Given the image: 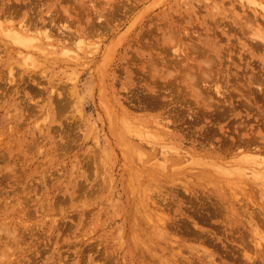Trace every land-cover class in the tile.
<instances>
[{
	"label": "rangeland",
	"instance_id": "obj_1",
	"mask_svg": "<svg viewBox=\"0 0 264 264\" xmlns=\"http://www.w3.org/2000/svg\"><path fill=\"white\" fill-rule=\"evenodd\" d=\"M260 29L249 0H0V264H264Z\"/></svg>",
	"mask_w": 264,
	"mask_h": 264
},
{
	"label": "bare ground",
	"instance_id": "obj_2",
	"mask_svg": "<svg viewBox=\"0 0 264 264\" xmlns=\"http://www.w3.org/2000/svg\"><path fill=\"white\" fill-rule=\"evenodd\" d=\"M64 1H65V0H64ZM249 1H250V3H252V4H255V8H258V9L264 10V1H262V0H249ZM72 2H73V1H72ZM17 3H18V2H17ZM7 6H8V5H6V7H7ZM11 6L14 7L15 5H12V4L10 5V4H9L8 7H11ZM16 6H17V5H16ZM6 7H5L4 10H6ZM8 7H7V8H8ZM68 8H69V7H68ZM68 8H65V9L68 11ZM75 8H76V7H75ZM10 9H11V8H10ZM17 9L19 10V7H18ZM57 9H59V8H57ZM8 10H9V9H8ZM18 10H16V11H18ZM20 10H21V9H20ZM69 10H70V9H69ZM13 11H15V10L13 9ZM52 21H53V18H52ZM33 28H34V33H29L28 31H29V30H32ZM33 28L31 27V28H27V29H26V28L22 25V26L20 27V30H17L18 33H16V36H18L19 38H23V39H25V40H31L32 38H29V37H30V36H32V37H36V36L39 34V31H40V29L36 26V24H33ZM46 31H47V30H46ZM258 33H259L258 36H259L260 38H262V40H263V42H264V31L260 29ZM46 34H47V36H49V35H50V32H46ZM63 35H64V34H63ZM63 35H62V36H63ZM28 38H29V39H28ZM64 38H65V37H62V39H64ZM160 39H161V38H160ZM64 40L66 41L67 39L65 38ZM64 40H63V41H64ZM154 42H155V41H154ZM155 43H156V42H155ZM176 44H177V43H176ZM151 45H152V44H151ZM157 45H158V44H156V46H157ZM152 46H153V45H152ZM175 46H176V47H180L181 45H180V46H179V45H178V46L175 45ZM175 46H174V47L170 46V49H171V47H172V48H175ZM196 46H197V45H196ZM157 47H158V46H157ZM192 47H193V45H192ZM197 47H198V46H197ZM153 48H154V47H153ZM158 48H159V47H158ZM158 48H157V49H158ZM164 48H165V47H164ZM181 48H182V47H181ZM170 49H168V50H170ZM191 49H192V48H191ZM196 49H197V48H196ZM187 50H188V49H187ZM193 50H194V49H193ZM200 50H201V49H199V51H200ZM204 50L206 51L207 49H204ZM204 50H203V51H204ZM171 51H172V50H171ZM175 51H176V50H174V52H175ZM194 51H195V50H194ZM194 51H193V52H194ZM152 53H153V52H152ZM171 53H172V52H171ZM180 53H181V52H180ZM182 53H183V50H182ZM154 54H155V53H154ZM165 54H166V53H165ZM168 54H169V52H168ZM174 54H177V53H174ZM194 54H195V52L192 53L190 56L193 57ZM199 54H200V53H199ZM160 55H161V54H160ZM160 55H159V56H160ZM177 55H178V54H177ZM180 55H181V54H180ZM188 55H189V53H188ZM202 55H203V53H202ZM204 55H205V53H204ZM154 56H155V55H154ZM167 56H169V55H167ZM183 56H184V55H183ZM186 56H187V55H186ZM196 56H197V55H196ZM198 56H199V55H198ZM200 56H201V55H200ZM151 57H152V56H151ZM160 57H161V56H160ZM188 57H189V56H188ZM188 57H187V58H188ZM210 57H211V56H210ZM210 57H209V58H210ZM213 57H215V56H213ZM157 58H158V57H157ZM163 58H164V57H163ZM173 58H174V57H173ZM211 58H212V57H211ZM158 59H160V58H158ZM166 59H167V57H166ZM176 59L179 60V58H177V57H176ZM180 59H181V58H180ZM182 59H183V58H182ZM182 59H181V60H182ZM185 59H186V58H185ZM185 59H183V60L185 61ZM188 59H190V58H188ZM188 59H187V60H188ZM193 59H194V58H193ZM193 59L191 58L190 61L192 62ZM200 59H201V57H200ZM152 60H153V59H152ZM167 60H168V59H167ZM173 60L175 61V63H177V61H176L175 59H173ZM181 60H180V61H181ZM206 60H207V62H209V61H208L209 59H206ZM206 60H205V61H206ZM212 60H213V59H211L210 61H212ZM158 61H159V60H158ZM174 61H173V63H174ZM180 61H179L178 63H180V65H181V62H180ZM188 61H189V60H188ZM205 61H204V62H205ZM215 61H216V59H215ZM167 62H168V61H167ZM167 62H165V63H167ZM170 62H172V58H171ZM182 62H183V61H182ZM212 62H214V61H212ZM216 62H217V61H216ZM216 62H215V63H216ZM151 63H152V62H151ZM157 63H158V62H157ZM183 63H184V62H183ZM194 63H195V62L193 61V63H192V66H193L192 68H193V70H194L195 67L197 66L196 63H195V64H194ZM205 63H206V62H205ZM205 63H204V64H205ZM218 63H219V62H218ZM154 64L156 65V63H154ZM154 64H152V65H154ZM193 64H194V65H193ZM206 64H207V63H206ZM212 64H213V63H212ZM149 65H150V64H149ZM152 65H151V66H152ZM176 65L178 66L179 64H176ZM180 65H179V66H180ZM183 65L186 66L187 63L185 62ZM190 65H191V64H190ZM195 65H196V66H195ZM168 66H170V65H168ZM181 66H182V65H181ZM212 66H213V65H212ZM215 66H216V65H215ZM158 67H159V66H158ZM158 67H157V68H158ZM171 67H172V66H171ZM207 67L210 68L211 66H207ZM207 67H205V68H207ZM213 67H214V66H213ZM153 68H154V67H153ZM153 68H152V69H153ZM155 68H156V67H155ZM157 68H156V69H157ZM169 68H170V67H169ZM179 68H180V67H179ZM181 68H182V67H181ZM181 68H180V69H181ZM205 68L203 67L204 71H203V74H202V75H204V73H205ZM156 69H155V71H156ZM158 69H160V68H158ZM165 69H166V68H165ZM172 69H174V68L172 67ZM177 69H178V68H177ZM182 69L186 71V68H185V69L182 68ZM182 69H181V70H182ZM200 69H202V67H200L198 70L200 71ZM207 69H208V68H207ZM207 69H206V71H207ZM217 69H218V68H217ZM221 69H222V68H221ZM166 70L169 71L168 69H166ZM183 70H182V71H183ZM193 70H192V71H193ZM195 70H196V69H195ZM157 71H158V70H157ZM171 71L173 72V70H171ZM179 71H180V70H179ZM182 71H181V72H182ZM189 71H190V70H189ZM149 72H151V70H149ZM158 72H159V71H158ZM164 72H166V71H164ZM190 72H191V71H190ZM174 73H175V72H174ZM179 73H180V72H179ZM179 73H178V74H179ZM183 73H185V72L183 71ZM186 73H188V71H187ZM186 73H185L184 75H186ZM192 73L194 74V75H193L194 77L197 76L196 73H194V72H192ZM197 73L199 74V72H197ZM214 73H215V72H214ZM214 73H213V74H214ZM220 73H221V72H220ZM164 74H165V73H164ZM168 74H171L170 71H169ZM172 74H173V73H172ZM199 75H200V77H202L201 74H199ZM208 75H209V74L207 73L206 77H207ZM215 75H216V74H215ZM220 75H221V74H220ZM179 76H180V75H179ZM179 76H178V78L183 77V76H180V77H179ZM186 76H189V78L192 77V75L190 76L189 73H188ZM213 76H214V75H213ZM213 76H212V77H213ZM217 76H218V75H217ZM174 77H175V76H174ZM194 77H192V78H193V81H192L191 78L189 79V80H191V82H192V83H190V85H193V84H194V81L197 82V77H198V76H197L196 78H194ZM208 77H211V76H208ZM256 77H257V76H256ZM175 78H176V77H175ZM198 78H199V77H198ZM202 78H203V77H202ZM202 78H201V79H202ZM204 78H205V76H204ZM213 78H214V77H213ZM215 78H216V76H215ZM224 78H225V77H224ZM232 78H233V77H232ZM235 78H236V77H235ZM210 79H212V78H210ZM236 79H237V78H236ZM172 80H173V81H172ZM181 80H182V79H181ZM198 80H199V79H198ZM213 80H214V79H213ZM221 80H222V79H221ZM224 80H225V79H224ZM224 80H223V81H224ZM167 81H168V80H167ZM171 81L174 82V81H176V80H175V79H171ZM205 81H206V79H205ZM205 81H204V84H205ZM162 82H163V81H162ZM169 82H170V81H168L167 83H169ZM183 82H184V81H183ZM189 82H190V81H189ZM206 82H207V81H206ZM210 82H211V81H210ZM210 82H209V83H210ZM217 82H218V81H217ZM217 82H216V80H215V83H217ZM165 83H166V81H165ZM175 83H176V82H175ZM180 83H181V82H180ZM180 83H179V85H180ZM198 83H200V82L198 81ZM223 83H224V82H223ZM176 84H177V83H176ZM195 84H196V85H193V86H195V87L199 86V85H197V83H195ZM202 84H203V81H202ZM207 84H208V83H207ZM213 84H214V82H213ZM213 84H212V85H213ZM218 84H219V83H218ZM166 85H169V84H165V88H166V87L169 88L170 85H169V86H166ZM177 85H178V84H177ZM177 85H175V87H176ZM183 85H184V84H183ZM183 85H182V86H183ZM210 85H211V84H210ZM171 86H172V83H171ZM171 86H170V88H171ZM201 86H203V85H201ZM205 86H206V85H205ZM205 86H204V88H205ZM226 86H227V85H226ZM173 87H174V86H173ZM173 87L171 88L170 92L172 91ZM209 87H210V86H209ZM160 88H161V87H160ZM163 88H164V87H163ZM181 88H182V87H181ZM260 88H261V87H260ZM174 89L177 90L176 88H174ZM174 89H173V90H174ZM199 89H201V88L199 87ZM215 89H216V88H215ZM218 89H219V87H218ZM252 89H253V88H252ZM164 90H165V89H164ZM181 90H182V89H181ZM202 90H203V89H202ZM202 90H201V92H202V94H204V92H203ZM220 90H221V89H220ZM247 90H249V89H247ZM253 90H254V89H253ZM257 90H258V89H257ZM259 90H260V89H259ZM178 91H179V90H178ZM199 91H200V90H199ZM254 91H255V90H254ZM165 92H166V90H165ZM175 92H176V91H175ZM187 92H188V91H187ZM217 92H218V90H217ZM252 92H253V91H252ZM167 93H168V92H167ZM172 93H173V92H172ZM199 93H200V92H199ZM207 93H208V92H207ZM173 94H174V93H173ZM175 94H176V93H175ZM182 94H183V91H182ZM232 94H233V93H232ZM161 95H162V94H161ZM161 95H160V96H161ZM168 95H171V93L168 94ZM168 95H167V97H168ZM176 95H177V94H176ZM176 95H175V96H176ZM207 95H208V94H207ZM207 95H206V96H207ZM154 96H156V95H154ZM175 96L173 95V97H175ZM180 96H182V95H180ZM226 96H227V95H226ZM165 97H166V96H165ZM169 97H170V96H169ZM182 97H183V96H182ZM185 97H186V96H185ZM229 97H230V96H229ZM175 98H176V97H175ZM175 98H174V99H175ZM177 98H179V97H177ZM206 98H207V97H206ZM206 98H205V99H206ZM155 99H156V97H155ZM159 99H161V98H159ZM170 99H171V98H170ZM170 99H169V100H170ZM184 99H185V98H183V100H184ZM186 99H188V98H186ZM228 99H229V98H228ZM157 100H158V99H156V101H157ZM203 100H204V99H203ZM162 101H163V100H162ZM152 102H154V101H152ZM160 102H161V101H160ZM166 102H167V101H166ZM180 102H181V101H180ZM183 102H184V101H183ZM183 102H182V103H183ZM154 103H155V102H154ZM163 103H165V102H163ZM192 103H193V101H192ZM152 104H153V103H151V105H152ZM179 104H180V103H179ZM156 105H157V104H156ZM163 105H164V104H163ZM163 105H162V106H163ZM177 105H178V104H177ZM178 106H179V105H178ZM172 107H173V105H172ZM175 107H177V106L175 105ZM191 107H192V106H191ZM201 107H203V106H201ZM224 107H225V105H224ZM188 108H189V107H188ZM194 108H195V107H194ZM196 108H198V107L196 106ZM218 108H220V107H218ZM168 109H169V108H168ZM179 109H180V108H179ZM179 109H178V110H179ZM181 109H182V108H181ZM226 109H229V108H226ZM226 109H225V110H226ZM171 110H172V109H170L169 112H170ZM178 110H177V111H178ZM193 110H194V109H193ZM196 110H197V109H196ZM215 110H216V109H215ZM225 110H222V112L225 111ZM198 111H200V110H198ZM169 112H168V113H169ZM175 112H176V111H175ZM180 112H181V110H180ZM193 112H194V111H193ZM195 112H196V111H195ZM212 113H213V112H212ZM215 113H217V112L215 111ZM215 113H214V115H215ZM224 113H225V112H224ZM227 113H228V112H227ZM173 114H174V113H173ZM176 114H177V113H176ZM217 115H218V114H217ZM228 115H229V114H228ZM172 116H173V115H172ZM197 116H198V115H197ZM197 116H196V117H197ZM222 116H223V115H222ZM198 118H199V117H198ZM216 118H217V117H216ZM217 119H218V118H217ZM219 119H220V118H219ZM195 121H196V120H195ZM233 131H234V130H233ZM235 133H236V132H235ZM239 133H240V132H239ZM236 135H237V134H236ZM251 135H252V134H251ZM255 135H256V134H255ZM257 135H258V134H257ZM253 136H254V135H253ZM254 137H255V136H254ZM242 138H243V137H242ZM242 138H241V139H242ZM248 138H250V137H248ZM251 138H252V136H251ZM242 140H243V139H242ZM242 140H241V143H242ZM257 140H258V139H257ZM257 140H256V141H257ZM203 141H204V140H203ZM237 141L239 142V140H237ZM252 141H253V140H252ZM226 142H227V141H226ZM248 142H249V141H248ZM248 142H246V143H248ZM253 142H255V141H253ZM224 143H225V142H224ZM229 143H230V142H229ZM255 143H256V142H255ZM258 143H259V142H258ZM258 143H257V144H258ZM231 144H232V143H231ZM237 144H238V143H237ZM237 144H236V145H237ZM251 144H252V143H251ZM253 144H254V143H253ZM263 144H264V143H263ZM204 145H205V144H204ZM236 145H235V143H234V147H236ZM238 145H239V144H238ZM245 145H246V144H245ZM243 146H244V145H243ZM251 146H252V145H251ZM254 146H255V145H254ZM165 147H166V146H165ZM211 147H212V146H211ZM244 147H245V146H244ZM252 147H253V146H252ZM255 147H256V146H255ZM255 147H254V148H255ZM259 147H261V146H259ZM241 148H242V147H241ZM241 148H240V149H241ZM245 148H246V147H245ZM261 148H262V147H261ZM212 149H213V148H212ZM215 149H216V148H215ZM236 149H237V148H236ZM238 149H239V148H238ZM246 149H247V148H246ZM174 150H175V149H173V151H174ZM219 150H220V149H219ZM257 150H259V148H258ZM164 151H167V149H164L163 152H164ZM251 151H252V150H251ZM163 152H162V153H163ZM170 152H171V148H170ZM164 153H165V152H164ZM212 153H213V152H212ZM152 155H153V154H152ZM165 156H166V155H165ZM166 159H168V156H167ZM178 161H179V160H178ZM243 162H245V161H243ZM249 162H250V159H249ZM167 166H168V165H167ZM254 170H255V169H254ZM260 170H261V168H260ZM262 170H263V169H262ZM260 172H261V174H262V171H260ZM258 173H259V171H258ZM261 174H260V175H261ZM257 175H258V174H257ZM262 175H264V174H262ZM261 194H262V192H261ZM263 195H264V193H263ZM243 210H244V209H243ZM247 210H248V209H247ZM247 210H246V212L248 213ZM241 211H242V210H241ZM254 212H255V211H254ZM254 212H251V213H254ZM249 213H250V211H249ZM251 213H250V214H251ZM242 214H244L243 211H242ZM255 214H256V213H255ZM256 216H257V215H256ZM257 218H258V217H257ZM259 221H260V220H259ZM262 224H263V223H262ZM243 233H244V232H243ZM241 236H242V235H241ZM244 236H245V235H244ZM238 237H239V236H238ZM242 237H243V236H242ZM246 237H247V236H246ZM241 239H243V238H241ZM251 239H252V238H250V240H251ZM239 240H240V238H239ZM243 240H245V238H244ZM247 240H248V239H247ZM253 240H254V239H253ZM251 241H252V240H251ZM242 242H243V241H242ZM258 242H259V241H258ZM258 245H261V243H260V244L258 243ZM263 245H264V244H263ZM248 248H249V247H248ZM258 248H259V247H258ZM250 249H251V248H250ZM260 249H261V248H260ZM252 250H253V248H252ZM247 251H248V250H247ZM247 251H246V252H247ZM253 251H254V250H253ZM241 252H244V251H241ZM241 254H242V253H241ZM242 255H244V254H242ZM250 257H251V256H250ZM254 257H255V256H254ZM256 257H257V256H256ZM243 258H244V257H243ZM245 259H246V258H245ZM253 259H254V258H253ZM254 260H255V259H254ZM245 261H246V260H245ZM259 262H260V261H259Z\"/></svg>",
	"mask_w": 264,
	"mask_h": 264
}]
</instances>
